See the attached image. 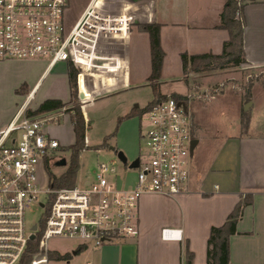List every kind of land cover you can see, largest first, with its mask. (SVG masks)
Listing matches in <instances>:
<instances>
[{
  "label": "built area",
  "instance_id": "2783aa9c",
  "mask_svg": "<svg viewBox=\"0 0 264 264\" xmlns=\"http://www.w3.org/2000/svg\"><path fill=\"white\" fill-rule=\"evenodd\" d=\"M125 4L92 0L76 21L68 22L70 0H0V62L41 60L47 72L59 64L72 66L78 72L80 100L91 101L86 86L122 69L120 52L136 24L135 5L127 10ZM27 106L24 103L0 130V264L20 263L30 236L38 232L27 234L26 211L43 194L47 202L40 203L45 208L42 254L31 264L49 263L47 242L52 238L99 249L138 237L142 197L175 199L188 192L194 132L185 101L171 96L155 101L154 97L142 108L148 128L140 132L139 165L131 169L135 182L122 188L115 166L102 163L95 180L83 184L84 188L41 189L38 167L44 170L47 160L55 164L66 157L55 155L60 143L43 128L54 117H30ZM162 238L182 241V231L164 229Z\"/></svg>",
  "mask_w": 264,
  "mask_h": 264
},
{
  "label": "crops",
  "instance_id": "0c3cea01",
  "mask_svg": "<svg viewBox=\"0 0 264 264\" xmlns=\"http://www.w3.org/2000/svg\"><path fill=\"white\" fill-rule=\"evenodd\" d=\"M91 1L70 0L68 11L75 10L77 14L72 22L82 15ZM117 1L126 3L127 10H132L135 5L132 13L136 16V24L130 30L124 50L120 52L121 71L112 77L102 79L101 82L88 84L86 88L92 93L93 98L87 102L120 93L130 96L137 86L134 66L137 46L133 29L137 24L144 23L143 17L148 13V8L142 0ZM225 1L160 0L157 3V16L149 22L151 25L155 22L160 23L159 32L164 52L161 84L163 78L181 76L182 55H187L188 58L204 54L220 55L224 43L229 40L228 32L220 28L222 17L220 14L223 12ZM75 3L79 4V7ZM243 19L245 23L243 51L246 63L238 69L244 72L246 77L251 78L253 72L264 74V0L247 4L243 11ZM148 37L145 42L146 58L148 69L152 72ZM1 64L5 62H0ZM65 66L68 98L48 99H58L64 103L71 100L69 66ZM51 72L44 69L34 84L29 85L26 98L19 108L24 103L29 104L32 99L34 103L40 83ZM146 77L150 79L151 73L147 72L144 80ZM81 85L83 89L82 78ZM242 93H239L241 96L236 102L240 116L237 127L231 128L230 133L219 139L217 148L209 155L201 151H198V154L194 153L187 193L175 199L156 195L142 197L138 207L140 227L138 237L119 240L99 249L79 243L73 248L74 256H71L70 260L79 264H187L188 254H191L192 264H206L211 229L224 225L236 208L241 206V214L236 224L237 232L229 240L230 264H264V85L260 80H255L250 82ZM77 95L80 100L78 87ZM153 99L154 94L152 100L142 106L124 107L116 117L121 120L131 115L139 116L142 108ZM84 103H81L82 107ZM34 108L36 109L33 111H36L39 107ZM17 111L9 119L0 122V130L9 124ZM68 115L71 119V114ZM243 115L245 123L242 121ZM115 124L116 119L106 133H111ZM71 129L74 144L73 124ZM195 129V134L198 133V137L194 138L198 140L197 148L204 142L205 137L198 125ZM44 131L60 143L57 137ZM61 147L63 146L60 143L58 150H61ZM134 160L132 157L131 162ZM129 163L125 165V170L131 173ZM130 177L132 178L128 181L125 178L123 185L130 187L134 184L135 173ZM89 181L91 180H86L84 184ZM164 229L181 230L182 241L163 239Z\"/></svg>",
  "mask_w": 264,
  "mask_h": 264
},
{
  "label": "rangeland",
  "instance_id": "374dc122",
  "mask_svg": "<svg viewBox=\"0 0 264 264\" xmlns=\"http://www.w3.org/2000/svg\"><path fill=\"white\" fill-rule=\"evenodd\" d=\"M142 1H144L146 8H148V13L143 17L144 23L137 24L133 29L134 39L136 40L135 44L137 46L134 64L137 86L133 89V94L128 96L126 93H120L107 98H98L87 103L78 99L79 103H84L82 110L88 123L86 145L89 148L79 154V171L75 184L77 187L84 188L83 184L86 180H95V174L102 163L115 166L119 188L127 187V185H123L125 178L128 181L132 178L130 176H134L135 171L132 170L130 173V171L125 170V165L118 159L116 152L124 153L128 162H131L132 157L138 158L140 151L139 133L146 131L148 122L141 115H134L135 117L131 115L126 119L120 120L116 117V114L124 107L127 108L130 105L133 107L135 105L142 106L151 101L153 97L148 77L144 80V75L147 72L151 73L148 69L146 58L147 46L145 42L147 37H150L152 29L146 33L140 30V26L151 25L149 21L156 18L157 3L160 0ZM225 2L228 8L223 12L226 14L230 10L232 3L230 0H226ZM75 5L79 7V4L75 3ZM74 9L76 8L74 7ZM76 15L75 10L68 11L66 15L68 22H72L76 18ZM182 65L184 66L183 63ZM45 67L46 62L41 60H15L0 65V122L9 119L17 111L26 98V91L29 85L32 86L34 84ZM189 67L188 65L187 74H184L183 71L181 76L169 78L171 79L170 81H167L169 80L168 78H163L160 91L163 95L177 94L184 97L185 100L183 101L187 104L188 113L193 121L194 138L198 137V133L195 134L196 125L204 133L205 140L191 153L192 158L194 153L198 154V151L202 153L207 152V155H209L212 150L217 148L219 139L230 133L231 128L237 127L240 116L237 112L238 107L236 102L240 99V94H243L242 92L249 86L250 82L260 80L264 83V74L261 75L253 72L254 74L251 78H248L244 72L238 69L240 67L216 68L214 70H200L198 72L190 71ZM66 69L64 64H59L50 74L43 78L38 87L35 101L33 103V99L30 100L27 111H33L36 109L34 107H39L48 98H60L63 100L68 98L69 88L66 75L64 74ZM23 86L25 87L24 93L21 95L16 94L17 90ZM49 117H54L55 119L46 122L43 128L60 140L63 147L55 155L63 154L67 159V165L65 167H55L54 163H51V167L44 170L41 166L38 167L39 185L43 190L50 187V174L60 177L66 172L71 158L69 146L73 144L72 124L68 113L62 110L60 112L36 116L38 119ZM115 119L116 124L112 132L106 133L115 122ZM242 121L245 123L244 115L242 116ZM110 134H113V136L111 137ZM105 138H108L110 145L100 147ZM111 147L115 148L114 151L110 149ZM206 159L208 160V157ZM107 178L111 181L113 180L110 175ZM46 202L47 196L43 194L40 196L39 201L32 203L26 211L25 223L27 234L33 232L34 226L38 227L40 225L45 215V208L40 203ZM79 243L77 240L52 238L47 242V248L51 253L60 255L70 254L71 257L74 256L73 248ZM41 254L39 251L34 255L32 260L39 259ZM69 260H49V264H79L78 262Z\"/></svg>",
  "mask_w": 264,
  "mask_h": 264
},
{
  "label": "trees",
  "instance_id": "16d2710c",
  "mask_svg": "<svg viewBox=\"0 0 264 264\" xmlns=\"http://www.w3.org/2000/svg\"><path fill=\"white\" fill-rule=\"evenodd\" d=\"M232 5L230 10L221 17L220 28L224 29L229 34V40L224 43L223 52L220 55L204 54L202 56H192L188 58L187 55H182V63L184 74H187L188 65L190 71H208L216 68H227V67H240L245 64V56L243 51V34H244V19L243 11L247 4L256 3L257 0H230ZM228 8L225 3L223 11ZM151 26V27H150ZM152 29L149 37L150 41V57L152 72L149 79V85L152 88L155 101H160L166 98L160 92V77L162 73L164 52L161 45V37L159 27L157 29L152 28V25H142L140 30L148 33ZM207 62V63H203ZM199 63V64H197ZM201 64V65H200ZM68 77L71 89V100L68 103H64L58 99H47L45 100L36 111L28 110V116L36 117L38 115H45L52 112H64L71 114V121L75 133V142L70 146L71 158L69 166L66 172L57 177L50 174L49 185L52 189H63L73 188L76 185V178L79 171V154L88 149L86 145V133L88 123L84 117L82 111V104L78 101L77 95V70L72 66L68 67ZM264 85V83H263ZM24 86L17 90L16 94H23ZM27 92V91H26ZM174 99L185 100L181 95H171ZM108 146V139L105 138L104 142L100 147ZM51 163L47 160L45 168L49 169ZM48 213V210H47ZM241 214V206L228 217L226 223L220 227H213L210 232L208 240V252H207V263L206 264H230V237L235 235L236 224ZM45 229V219L43 218L38 226V232L34 240H29L27 249L19 264H30L34 255L39 252V244L43 231ZM70 255H60L57 253L49 254V260H69ZM187 264H192V255L188 254Z\"/></svg>",
  "mask_w": 264,
  "mask_h": 264
},
{
  "label": "water",
  "instance_id": "95a60500",
  "mask_svg": "<svg viewBox=\"0 0 264 264\" xmlns=\"http://www.w3.org/2000/svg\"><path fill=\"white\" fill-rule=\"evenodd\" d=\"M224 14V12H222L220 14V16H222ZM159 22H155L152 24V28L154 29H157L159 27ZM245 109H247L245 107ZM198 144V140L197 139H193L192 143H191V152L193 153L195 148H196V145ZM111 150L114 151V148L111 147ZM117 157L118 159L124 164V165H127L129 162H128V159L126 158V156L124 155V153L122 152H117ZM67 165V159L66 158H62L60 159L59 161L55 162L54 166L55 167H65ZM139 165V159H135L134 161H132L131 163H129L128 167L130 169H135L137 168ZM38 230V227L37 226H34L32 231L33 232H36ZM36 238V235L33 233L31 236H30V240H34Z\"/></svg>",
  "mask_w": 264,
  "mask_h": 264
}]
</instances>
